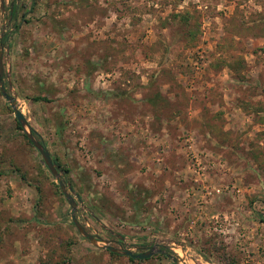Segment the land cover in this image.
I'll return each mask as SVG.
<instances>
[{
	"label": "rangeland",
	"instance_id": "obj_1",
	"mask_svg": "<svg viewBox=\"0 0 264 264\" xmlns=\"http://www.w3.org/2000/svg\"><path fill=\"white\" fill-rule=\"evenodd\" d=\"M4 1V86L76 219L159 252L84 238L0 93V264H264V0Z\"/></svg>",
	"mask_w": 264,
	"mask_h": 264
},
{
	"label": "water",
	"instance_id": "obj_2",
	"mask_svg": "<svg viewBox=\"0 0 264 264\" xmlns=\"http://www.w3.org/2000/svg\"><path fill=\"white\" fill-rule=\"evenodd\" d=\"M4 5H5V1L0 0L1 12L4 10ZM13 6H14V0H11L10 6H9L10 13L13 11ZM9 22H10V17L8 18V24H9ZM4 29H5V26L3 27V30L0 33V93L6 99V101L9 103V105H10V107L14 113L15 119L17 120V122L21 126L24 134L30 140V142L33 144V146L38 150V152L40 153V155L43 158V161H44L47 169L49 170L51 175L54 176V178L57 180L60 191L62 192V194L66 198V201L68 202V204L72 210L71 219H72V222L74 223V225L76 226L77 230L91 244H93L96 247H99L101 249H107L110 252L123 254L127 257H131L134 259L142 260V259L150 258L154 253L159 252V249L157 248V246L152 245L148 249L136 253V252L130 250L129 248H123L122 246H120L119 248H116L115 246L110 245L109 243L113 242V240H101L103 245H99L98 244L99 240H98L97 236H94V235L88 233L85 230L84 226L76 219V217H75V211L77 209L76 200L74 198V193L72 191V188L69 186V184L67 182L64 181L63 171L60 169L59 165L54 161L49 150L43 145V143L40 140H37L35 138V136L33 135V131L31 129L30 125L28 124L27 119L25 118V116L22 114V112L18 109V107L16 105L15 95L13 93L11 94L4 86V81H3V77H2L3 76V49L5 47V45L3 43V38L5 35ZM8 84L10 86V82H8ZM170 258L174 263H176V264L180 263L178 257L170 256Z\"/></svg>",
	"mask_w": 264,
	"mask_h": 264
},
{
	"label": "trees",
	"instance_id": "obj_3",
	"mask_svg": "<svg viewBox=\"0 0 264 264\" xmlns=\"http://www.w3.org/2000/svg\"><path fill=\"white\" fill-rule=\"evenodd\" d=\"M4 39H5V38H4ZM35 99H36V100H40V99H44V98L36 97ZM15 125H16V127H17L20 131L22 130L21 126L19 125V123L17 122L16 119H15ZM21 133H22V132H21ZM22 135H23V137H24L25 139L28 140L29 144L33 145V144L30 142V140L26 137V135H25L24 133H22ZM21 177H22V179L25 178V176H24L23 174L21 175ZM109 253L112 254V255H117V254H115V253H111V252H109ZM128 258H129V260H131V261L140 260V259H134V258H131V257H128Z\"/></svg>",
	"mask_w": 264,
	"mask_h": 264
},
{
	"label": "built area",
	"instance_id": "obj_4",
	"mask_svg": "<svg viewBox=\"0 0 264 264\" xmlns=\"http://www.w3.org/2000/svg\"><path fill=\"white\" fill-rule=\"evenodd\" d=\"M206 191H207V193H209L210 192L209 188L206 187Z\"/></svg>",
	"mask_w": 264,
	"mask_h": 264
},
{
	"label": "flooded vegetation",
	"instance_id": "obj_5",
	"mask_svg": "<svg viewBox=\"0 0 264 264\" xmlns=\"http://www.w3.org/2000/svg\"><path fill=\"white\" fill-rule=\"evenodd\" d=\"M150 247V246H149ZM148 249V248H147ZM146 250V249H145Z\"/></svg>",
	"mask_w": 264,
	"mask_h": 264
}]
</instances>
